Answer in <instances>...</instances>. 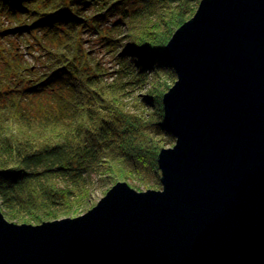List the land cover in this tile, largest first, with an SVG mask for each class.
<instances>
[{"label": "water", "instance_id": "obj_1", "mask_svg": "<svg viewBox=\"0 0 264 264\" xmlns=\"http://www.w3.org/2000/svg\"><path fill=\"white\" fill-rule=\"evenodd\" d=\"M166 55L162 187L119 181L84 214L40 224L0 210V264H228L260 245L264 0H200Z\"/></svg>", "mask_w": 264, "mask_h": 264}, {"label": "trees", "instance_id": "obj_2", "mask_svg": "<svg viewBox=\"0 0 264 264\" xmlns=\"http://www.w3.org/2000/svg\"><path fill=\"white\" fill-rule=\"evenodd\" d=\"M199 2L0 0L8 20L0 36H34L40 51L37 64L14 55L0 65V210L8 219L74 216L119 181L160 186L158 154L175 143L161 96L165 80L176 79L166 45ZM87 33L113 71L85 46ZM233 264H264V240Z\"/></svg>", "mask_w": 264, "mask_h": 264}, {"label": "rangeland", "instance_id": "obj_3", "mask_svg": "<svg viewBox=\"0 0 264 264\" xmlns=\"http://www.w3.org/2000/svg\"><path fill=\"white\" fill-rule=\"evenodd\" d=\"M114 18H111V19H114ZM0 24L1 25H7L8 24V20L6 18L2 17L1 15H0ZM165 31L168 32L169 30L167 28H165ZM84 37L87 40L85 46L87 48L90 47V48H93L94 50H96V52H97L96 55L103 62L104 66L106 68H108L109 71H113L117 66H116L115 62L112 60L111 55L109 53H106V50L104 48L100 47L101 42L98 39V37L93 35V34H91V33L85 34ZM39 53H40L39 46L36 44V38L34 36L23 35V33H19V34L18 33H9L8 35H1L0 36V65L5 60V58L11 57V56H14V55H19L24 60H27L29 63L34 64V63L37 62L35 60V56L38 55ZM176 80L177 79L172 81V79L170 80L168 78V79L165 80L167 82L166 85H169V88H170V87H172L174 85ZM150 86H152V85L150 84ZM140 87L136 89L135 94L139 95V94H142V93H146V88L147 87L146 86H144L143 88H140ZM167 91H168V89L165 90L162 93V95H161L162 96V100H163L164 93L167 92ZM155 108L157 109L158 107H155ZM174 145L175 144H173L171 146L173 147ZM167 147H170V145L167 146ZM128 183H129V185H131L133 188H135L138 191H144V190L149 189V188L160 189L162 187L161 183H160V186H158L156 188L155 187H147V186H145L143 184L138 185V183H136V182L134 183V182H131V181L128 182ZM106 193L103 194L101 192V189L96 190L94 195L92 196V198L94 199V202L97 203L103 196L106 195ZM93 207H91V208H93ZM91 208L84 209V207H83L80 210L81 213H78V214H76L74 216L70 215L68 217H76V216L82 215L85 212H87L88 210H90ZM66 217L67 216H65L63 218H66ZM6 218L8 219V217H6ZM60 219H62V218H60ZM8 220L12 221L11 219H8ZM12 222L19 223V222H16V221H12Z\"/></svg>", "mask_w": 264, "mask_h": 264}, {"label": "bare ground", "instance_id": "obj_4", "mask_svg": "<svg viewBox=\"0 0 264 264\" xmlns=\"http://www.w3.org/2000/svg\"><path fill=\"white\" fill-rule=\"evenodd\" d=\"M172 35H173V34H172ZM171 37H172V36H171ZM168 42H169V41H168ZM157 56H160V53H158ZM172 68H173V70H174V72H175L176 79H177L176 69L174 68L173 65H172ZM162 104H163V100H162ZM163 112H164V111H163ZM158 167H159V164H158ZM161 177H162V171H161V169L159 168V179H160ZM127 183H128V182H127ZM128 184H129V183H128ZM130 186H131V185H130ZM131 187H132V186H131ZM132 188H133V187H132ZM134 189H135V188H134ZM151 189H154V188H151ZM263 240H264V239H263ZM263 240H262V241H263ZM262 241H261V242H262ZM253 251H254V249H253L252 251H250V253L253 252ZM250 253H249V254H250ZM246 256H247V255H246ZM243 257H245V256L238 257V258L235 260V262L238 261L239 259L243 258ZM233 263H234V262H233ZM233 263H228V264H233Z\"/></svg>", "mask_w": 264, "mask_h": 264}]
</instances>
